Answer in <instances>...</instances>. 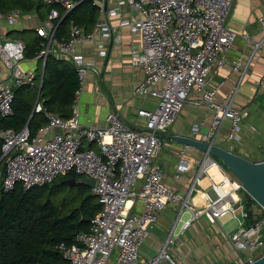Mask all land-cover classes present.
<instances>
[{
	"label": "built area",
	"instance_id": "1",
	"mask_svg": "<svg viewBox=\"0 0 264 264\" xmlns=\"http://www.w3.org/2000/svg\"><path fill=\"white\" fill-rule=\"evenodd\" d=\"M43 1L61 5L65 13L79 2ZM234 2L117 0L118 4L109 11L110 16L117 15L122 6L128 7L133 15L122 17L117 24L98 22L91 32L71 24L69 37L64 40L55 37V20L60 12L53 7L44 24L37 28V34L44 39L40 57L46 59L52 54L68 60L75 67L80 86L75 95L74 111L70 117L63 118L44 107L37 97L34 111L44 113L46 122L35 133L28 124L19 131L1 129L4 174L0 181L5 191L15 189L18 184L26 191L52 183L71 172L95 179L92 190L101 204L100 212L92 218L89 231L78 233L72 243L59 245L69 264H181L175 257L174 229L156 256L140 257V247L148 238L150 228L170 203L177 205L178 220L184 212H190L191 218L184 224V229L201 216L216 223L231 214L237 228L225 235L235 251L248 253L243 263L253 262L264 254V207L253 198L250 207L246 205L242 183L230 172L225 173L221 183H211V191L205 193L203 206L193 203L194 194L210 168L223 169L218 159L204 152L185 195L165 182L164 171L158 161L164 145L162 133L173 126L195 93L198 98L193 100L194 103L211 109L213 119L205 133L200 132L201 123H195L193 137L218 145L217 139L228 120L227 149L234 152V144L240 140L247 113L233 104V96L219 101L216 97L218 87L211 85L210 78L215 70L226 65L225 54L242 35L253 48L249 57H238L232 64L233 70L240 74V84L252 58L264 47V34L254 40L249 33L240 34L227 25ZM21 14V10L0 12V25L2 20L10 25L16 23ZM124 27L141 39V48L132 52V63L141 68L145 76L134 92L140 97L156 98L158 105L154 110L139 109V116L145 119L139 128L129 126L116 110H111L106 116V128L83 124L75 106L87 76L98 69L95 61L87 60L76 51L77 47L85 41L97 43L98 38L119 43L120 30ZM97 47L100 56H107L103 44L99 43ZM25 50L24 40L0 36V58L12 73L9 83H0V117L13 113L16 89L23 85L39 89L42 77L21 66ZM257 85H264V71ZM91 144L97 148L90 147ZM188 148L186 145L179 151L175 180L190 169ZM226 184L229 185L228 190L224 188ZM129 201L131 205L127 210ZM137 201H141V208L132 212ZM249 209L253 211L252 217Z\"/></svg>",
	"mask_w": 264,
	"mask_h": 264
},
{
	"label": "crops",
	"instance_id": "2",
	"mask_svg": "<svg viewBox=\"0 0 264 264\" xmlns=\"http://www.w3.org/2000/svg\"><path fill=\"white\" fill-rule=\"evenodd\" d=\"M95 2L99 6L97 23L117 24L122 17L133 15L128 7L122 6L117 15L110 16L109 11L118 4L117 0H95ZM47 16L46 7L35 8L29 12L22 11L20 19L12 25L6 20H2L0 36L20 38L27 43L39 36L37 28L44 24ZM263 22L264 0H235L227 25L240 34L247 32L254 40H258L264 34ZM120 34L121 42L119 43L98 38L97 43L85 41L77 47L76 51L87 60L95 61L98 69L97 72L87 76L83 91L75 106L78 110L79 120L83 124L106 128V116L111 110H116L129 126L139 128L145 122V119L138 114L139 109L154 110L158 105V100L156 105L154 104L153 97H140L134 92L136 85L145 76L144 71L132 63V52L141 48L140 36L132 33L127 27L121 28ZM99 43L107 49V56L99 55L97 47ZM252 48V44L248 43L242 35H239L232 48L225 54L226 65L212 73L210 82L212 86L218 87L216 97L219 101L233 96V104L247 113L246 119L242 123L240 140L234 144V152L252 161H261L264 159V85L258 86L257 81L264 71V47L258 50L252 58L240 84V74L232 68L233 62L238 57L244 59L249 57ZM40 65L41 70L38 71ZM42 65L38 57L25 58L21 63L24 70L35 71L37 74L42 73L44 67ZM11 75V70L0 58V83H9ZM197 98L198 94H193V97L181 110L173 126L161 135L164 145L158 161L164 171L165 182L181 195H185L192 184L198 170V162L202 159L204 152L188 145L189 148L186 152L190 169L179 180H175L174 171L180 160L179 151L186 146L180 144L177 137L194 138L192 127L195 123H201L200 132L205 133L213 119L211 109L194 103L193 100ZM229 127L230 122L226 120L217 139L218 145L225 148L229 147V142L226 140ZM93 148H97L95 144H93ZM214 168L218 171H215ZM226 172L229 171L224 167L223 169L216 166L210 168L193 197V203L196 206L204 205V193L211 191L209 188L211 183H221L225 179ZM224 188L228 190L229 185L226 184ZM140 208L141 201H137L132 212H137ZM188 213L190 214L189 211ZM177 214V205L170 203L158 215V219L150 228L148 238L140 247L142 259L156 256L163 241L171 229L172 231L174 229V237L176 238L175 257L180 260L181 264L243 263V258L239 257L240 253L234 250L225 235L227 232L234 231L237 225L228 230L223 222L225 216L216 223H212L207 217L201 216L192 225L184 229V224L191 218V214L185 221H183L184 214L180 220L177 219ZM180 222L182 224L178 229Z\"/></svg>",
	"mask_w": 264,
	"mask_h": 264
},
{
	"label": "trees",
	"instance_id": "3",
	"mask_svg": "<svg viewBox=\"0 0 264 264\" xmlns=\"http://www.w3.org/2000/svg\"><path fill=\"white\" fill-rule=\"evenodd\" d=\"M44 7L48 13L53 7L59 9L60 16L55 20V37L58 40L69 37L71 24L90 32L98 21L99 6L95 0H79L66 16L61 5H51L43 0H0V12L3 13L12 10L29 12ZM43 42L41 36L28 41L25 58L38 57L40 64L45 65L39 96L43 106L63 118H68L74 111L75 95L80 86L78 76L74 65L68 60L52 54L46 59L40 57L44 49ZM37 75L42 77V73ZM37 97L38 88L23 85L16 89L13 113L0 117V130L19 131L28 124L35 133L46 122L44 113L33 111ZM2 144L3 139L0 137V157ZM2 164L4 165V160L0 162V173ZM74 177L80 176L71 172L58 177L52 183L26 191L20 184L11 191H5L0 181V264H69L60 252L59 245L63 242L72 243L78 233L89 231L92 218L101 209V204L91 188L82 184L70 186L63 183V179ZM69 187L73 190L76 188V193L68 198L57 199ZM245 202L250 207L251 201Z\"/></svg>",
	"mask_w": 264,
	"mask_h": 264
},
{
	"label": "water",
	"instance_id": "4",
	"mask_svg": "<svg viewBox=\"0 0 264 264\" xmlns=\"http://www.w3.org/2000/svg\"><path fill=\"white\" fill-rule=\"evenodd\" d=\"M69 12L65 13V16ZM44 74L45 65L43 67L42 80L38 89V98L42 91ZM36 104L37 100L34 104L33 111L36 108ZM177 141L180 144L189 145L203 152H207L221 161L222 164L229 169L228 171L242 183L244 189V197L246 199L253 198L264 207V159L261 161H252L238 153L230 151L223 146L204 142L192 137H177ZM3 159L4 155L0 157V162ZM63 183H66L70 186H74L75 184H82L93 189L95 187L96 181L91 177L82 176L78 178L74 177L70 179H63ZM248 213L250 217H252V209H249ZM243 264H264V254L253 262L247 261Z\"/></svg>",
	"mask_w": 264,
	"mask_h": 264
},
{
	"label": "rangeland",
	"instance_id": "5",
	"mask_svg": "<svg viewBox=\"0 0 264 264\" xmlns=\"http://www.w3.org/2000/svg\"><path fill=\"white\" fill-rule=\"evenodd\" d=\"M153 100H154V104L156 105V103H157V99L156 98H152ZM224 167V166H223ZM225 168V167H224ZM1 173H0V180L2 179V176H3V174H4V165L2 164V166H1ZM76 193V188H74V190H73V188H71V187H69L67 190H63V192L61 193V194H59L58 195V198L57 199H60V198H63V197H66V198H68V197H70L71 195H73V194H75ZM195 195V194H194ZM190 214L188 213V211H186L185 213H184V215H183V221H185V219H187L188 218V216H189ZM182 221V222H183ZM182 222H180L179 223V225H178V229H180V227H181V224H182ZM223 222H224V225H225V227L228 229V230H230V228H232L233 226L235 227L236 225H237V223H236V220L232 217V215H228V216H225L224 218H223ZM247 252H245V251H242V252H240V255H239V257H242V258H245V257H247Z\"/></svg>",
	"mask_w": 264,
	"mask_h": 264
},
{
	"label": "bare ground",
	"instance_id": "6",
	"mask_svg": "<svg viewBox=\"0 0 264 264\" xmlns=\"http://www.w3.org/2000/svg\"><path fill=\"white\" fill-rule=\"evenodd\" d=\"M214 170H215V171H218L216 168H214ZM218 177H220V176H218ZM205 201H206V195H205V193H204V202H205ZM204 204H205V203H204ZM127 205L130 206V205H131V201H129Z\"/></svg>",
	"mask_w": 264,
	"mask_h": 264
},
{
	"label": "flooded vegetation",
	"instance_id": "7",
	"mask_svg": "<svg viewBox=\"0 0 264 264\" xmlns=\"http://www.w3.org/2000/svg\"><path fill=\"white\" fill-rule=\"evenodd\" d=\"M246 200H249V201H251V199H246V198H245V201H246Z\"/></svg>",
	"mask_w": 264,
	"mask_h": 264
}]
</instances>
